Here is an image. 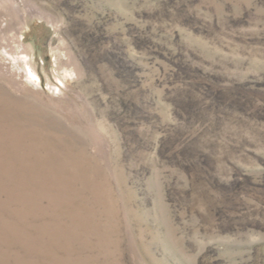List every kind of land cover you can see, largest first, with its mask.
Listing matches in <instances>:
<instances>
[{
	"label": "rangeland",
	"instance_id": "obj_1",
	"mask_svg": "<svg viewBox=\"0 0 264 264\" xmlns=\"http://www.w3.org/2000/svg\"><path fill=\"white\" fill-rule=\"evenodd\" d=\"M0 131V264H264V0H0Z\"/></svg>",
	"mask_w": 264,
	"mask_h": 264
},
{
	"label": "bare ground",
	"instance_id": "obj_2",
	"mask_svg": "<svg viewBox=\"0 0 264 264\" xmlns=\"http://www.w3.org/2000/svg\"><path fill=\"white\" fill-rule=\"evenodd\" d=\"M29 83H31V81H29ZM32 84H33V83H32ZM30 115H31V114H30ZM27 117H29V116H27ZM31 117H32V116H31ZM25 121H26V120H25ZM1 130H2V129H1ZM0 132H1V131H0ZM18 133H19V132H18ZM37 136L40 137L39 135H37ZM37 136H36V138H38ZM4 137H5V136H4ZM39 139L42 140L41 137H40ZM44 142H45V140H44ZM42 149H43V147H42ZM38 150H39V149H38ZM39 151L42 152V150H39ZM45 151H46V150H45ZM15 153H16V152H15ZM19 153H20V152H19ZM41 154H42V153H41ZM50 154H51V153H50ZM15 155H16V154H15ZM20 156H21V155H20ZM20 156H19V157H20ZM22 156H23V155H22ZM33 156H34V155H33ZM47 156H48V155H47ZM44 157H45V156H44ZM32 158H33V157H32ZM38 160H39V159H38ZM38 160H37V161H38ZM43 160H44V159H43ZM37 161H36V162H37ZM47 161H48V160H47ZM33 162H34V161H33ZM38 162H39V161H38ZM39 163H40V162H39ZM36 165H37V164H36ZM41 165H42V164H41ZM37 167H38V165H37Z\"/></svg>",
	"mask_w": 264,
	"mask_h": 264
}]
</instances>
